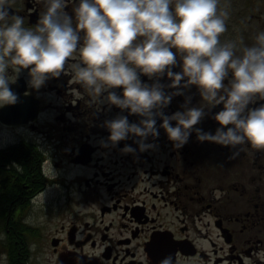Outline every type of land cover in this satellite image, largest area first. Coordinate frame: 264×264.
Wrapping results in <instances>:
<instances>
[{
    "label": "flooded vegetation",
    "instance_id": "1",
    "mask_svg": "<svg viewBox=\"0 0 264 264\" xmlns=\"http://www.w3.org/2000/svg\"><path fill=\"white\" fill-rule=\"evenodd\" d=\"M44 3L8 0L6 6L34 27ZM78 3L66 0L73 19ZM225 6L221 42L239 36L252 45L264 32V0H221ZM176 59L171 70L181 73L179 54ZM73 62L38 89L29 70H9L18 102L0 107V264H264V152L197 138L196 129L215 135L222 127L214 116L223 104L204 107L182 148L168 138L161 116H155L159 135L143 141L152 147L142 151L141 138L131 133L112 145L106 122L127 117L139 124L144 117L107 101L109 92L123 98L122 87L93 100L74 81ZM138 75L172 97L164 116L204 104L196 85L183 87L187 78L171 88L167 71ZM261 105L257 99L248 109ZM28 144L39 153L34 172L18 157L1 155Z\"/></svg>",
    "mask_w": 264,
    "mask_h": 264
},
{
    "label": "clouds",
    "instance_id": "2",
    "mask_svg": "<svg viewBox=\"0 0 264 264\" xmlns=\"http://www.w3.org/2000/svg\"><path fill=\"white\" fill-rule=\"evenodd\" d=\"M7 4L0 0V107L18 102L9 86L10 69L17 74L29 70V83L38 89L50 77H59L72 60L68 67L74 81L93 100L122 87L123 98L109 92L107 101L144 117L139 124H130L127 117L106 122L112 145L131 133L141 138L142 151L152 147L143 141L159 135L155 116H161L168 138L182 148L205 116L204 107L223 104L214 116L222 127L215 135L196 129L198 140L264 152V105L248 109L264 100V32L250 46L239 36L221 42L229 19L221 0H79L74 19L65 11L66 0H45L34 27H25L22 16L10 15ZM176 54L182 59L181 73L171 70ZM166 71L171 88H179L185 78L184 88L196 85L203 106L164 116L161 109L172 97L159 83L142 84L138 73L151 79ZM124 151L134 149L126 146Z\"/></svg>",
    "mask_w": 264,
    "mask_h": 264
},
{
    "label": "trees",
    "instance_id": "3",
    "mask_svg": "<svg viewBox=\"0 0 264 264\" xmlns=\"http://www.w3.org/2000/svg\"><path fill=\"white\" fill-rule=\"evenodd\" d=\"M2 157H18L20 164L29 172H34L37 169L38 151L30 144L19 147H12L2 150Z\"/></svg>",
    "mask_w": 264,
    "mask_h": 264
},
{
    "label": "water",
    "instance_id": "4",
    "mask_svg": "<svg viewBox=\"0 0 264 264\" xmlns=\"http://www.w3.org/2000/svg\"><path fill=\"white\" fill-rule=\"evenodd\" d=\"M1 115L5 117L7 115V111L5 109L2 110Z\"/></svg>",
    "mask_w": 264,
    "mask_h": 264
},
{
    "label": "rangeland",
    "instance_id": "5",
    "mask_svg": "<svg viewBox=\"0 0 264 264\" xmlns=\"http://www.w3.org/2000/svg\"><path fill=\"white\" fill-rule=\"evenodd\" d=\"M6 136H7V137H10V134H7Z\"/></svg>",
    "mask_w": 264,
    "mask_h": 264
}]
</instances>
